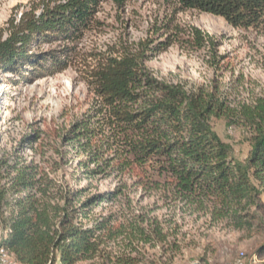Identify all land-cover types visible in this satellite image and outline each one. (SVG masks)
Wrapping results in <instances>:
<instances>
[{"label": "trees", "instance_id": "16d2710c", "mask_svg": "<svg viewBox=\"0 0 264 264\" xmlns=\"http://www.w3.org/2000/svg\"><path fill=\"white\" fill-rule=\"evenodd\" d=\"M102 1H32L0 27V71L22 79L66 69L71 47L41 56L34 49L78 39ZM169 1L264 36V0ZM184 35L193 48H208L214 57L215 36L196 26ZM179 40L170 34L157 43L140 41L77 69L92 101L58 135L60 147L43 145L35 129L28 135L33 155L0 150V247L17 264H173L170 256L146 255V246L176 244L161 222L136 216L123 223L113 213H96L122 192L89 193L96 177L135 178L204 216L210 227L247 235L262 229L264 94L236 101L216 87L151 74L146 61ZM213 119L242 129L250 145L244 160L216 133Z\"/></svg>", "mask_w": 264, "mask_h": 264}, {"label": "rangeland", "instance_id": "374dc122", "mask_svg": "<svg viewBox=\"0 0 264 264\" xmlns=\"http://www.w3.org/2000/svg\"><path fill=\"white\" fill-rule=\"evenodd\" d=\"M32 1L39 0H0V27L11 17L18 18ZM190 26L216 37L219 45L214 57L208 48L196 49L186 42L184 32ZM170 34L178 35L179 42L146 61L154 76L187 86L216 87L236 101L264 94V36L254 30L234 28L223 18L205 12L181 10L169 0H126L122 5L103 0L94 23L78 39L44 43L34 49L41 56L71 47L66 69L22 79L0 71L1 153L33 155L34 144L28 135L35 129L41 131L43 145L60 147L58 135L81 118L92 101V93L77 69L93 65L99 56L113 49L132 47L140 41L157 43ZM212 125L231 146L233 155L244 160L250 145L242 129L229 126L222 119H213ZM135 181L96 177L89 182V193L119 188L122 192L118 198L101 203L95 210L97 214L113 213L123 223L138 216L157 220L169 229V237L176 244L146 246L149 258L164 255L172 257L173 264H221L241 257L246 264L251 253L264 250V194L263 227L247 235L210 227L204 216L190 213L150 185ZM80 183L85 185L86 181Z\"/></svg>", "mask_w": 264, "mask_h": 264}, {"label": "crops", "instance_id": "0c3cea01", "mask_svg": "<svg viewBox=\"0 0 264 264\" xmlns=\"http://www.w3.org/2000/svg\"><path fill=\"white\" fill-rule=\"evenodd\" d=\"M246 264H264V250H256L246 258Z\"/></svg>", "mask_w": 264, "mask_h": 264}, {"label": "bare ground", "instance_id": "6f19581e", "mask_svg": "<svg viewBox=\"0 0 264 264\" xmlns=\"http://www.w3.org/2000/svg\"><path fill=\"white\" fill-rule=\"evenodd\" d=\"M0 259L4 260L7 262V264H15L14 262V259L9 255L7 254L3 248L0 247ZM232 263H240V264H245L241 257H238L237 259H234L232 261H227V262H224V263H221V264H232Z\"/></svg>", "mask_w": 264, "mask_h": 264}, {"label": "built area", "instance_id": "2783aa9c", "mask_svg": "<svg viewBox=\"0 0 264 264\" xmlns=\"http://www.w3.org/2000/svg\"><path fill=\"white\" fill-rule=\"evenodd\" d=\"M0 241H1V240H0ZM0 264H7V262L4 261V260H2V259H0ZM232 264H240V263H232Z\"/></svg>", "mask_w": 264, "mask_h": 264}]
</instances>
